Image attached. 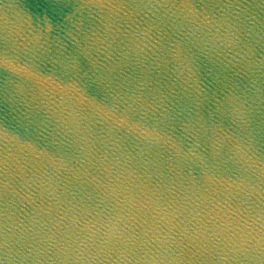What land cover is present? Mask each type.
<instances>
[{
  "label": "water",
  "instance_id": "water-1",
  "mask_svg": "<svg viewBox=\"0 0 264 264\" xmlns=\"http://www.w3.org/2000/svg\"><path fill=\"white\" fill-rule=\"evenodd\" d=\"M0 264H264V0H0Z\"/></svg>",
  "mask_w": 264,
  "mask_h": 264
}]
</instances>
